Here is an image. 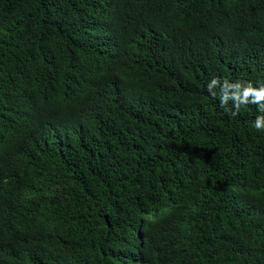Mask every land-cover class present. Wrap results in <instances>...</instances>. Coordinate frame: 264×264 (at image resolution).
<instances>
[{
	"label": "trees",
	"instance_id": "obj_1",
	"mask_svg": "<svg viewBox=\"0 0 264 264\" xmlns=\"http://www.w3.org/2000/svg\"><path fill=\"white\" fill-rule=\"evenodd\" d=\"M0 264H264V0H0Z\"/></svg>",
	"mask_w": 264,
	"mask_h": 264
}]
</instances>
